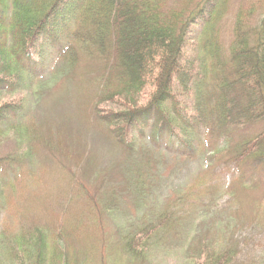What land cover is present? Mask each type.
Returning <instances> with one entry per match:
<instances>
[{"label": "rangeland", "instance_id": "rangeland-1", "mask_svg": "<svg viewBox=\"0 0 264 264\" xmlns=\"http://www.w3.org/2000/svg\"><path fill=\"white\" fill-rule=\"evenodd\" d=\"M164 1L163 14L168 18L154 27L161 35L155 37L149 28L127 29L128 43L134 45L151 36L140 47L146 61L140 69L142 90L133 89L127 95L118 88L119 96L111 98L115 84H121L112 61L82 54L62 57L74 26L69 32H55L56 42H39L32 53L30 76L23 79L13 73L5 79L0 89V109L8 114V119L0 118V264H31L26 246L39 235L37 230L46 235L45 264H59L54 260L57 237L71 264H194L212 246L213 250L232 247L239 255L235 264H264V170L256 168V159L240 164L243 176L235 166L239 147L254 143L264 131V106L258 95L251 102L242 97L241 104L247 110L252 103L254 114L263 120L239 124L227 132L216 123V116H207L213 135H205L203 124H195V118L183 123L175 112L167 115L162 120L165 125L169 121L174 134L195 150L190 158L176 147L169 146L174 151L156 148L151 139L153 122L129 133L122 130L121 144L113 124H108L107 117L128 112L129 103H138L132 109L150 104L156 87L148 79L147 61L158 58L160 47L169 43L162 39L172 26L180 27L183 36L179 42L175 37L179 54L171 70L172 107L189 116L198 113L194 76L204 72L207 95L217 79L209 60L204 70L200 65L198 32L208 22L205 17L214 12L218 21L210 26H216L223 47L230 42L237 21L247 33L252 26L247 49L258 44L251 53L257 62L252 70L260 80L258 88L264 85L257 31L264 22V0ZM198 8L201 15L196 19L191 13ZM190 16V26L185 27ZM209 36L203 37L204 47L212 42L206 44ZM5 69L0 72L2 79L7 76ZM108 85L113 88L106 89ZM155 125L160 127L162 122ZM181 129L188 132L183 131V136ZM126 140H132L133 154L122 147L127 148ZM149 232L156 234L157 241L156 236L153 242L145 237ZM132 234L142 235L137 237L141 244L150 242L151 247L140 246L144 249L141 259L127 253V236Z\"/></svg>", "mask_w": 264, "mask_h": 264}, {"label": "trees", "instance_id": "trees-1", "mask_svg": "<svg viewBox=\"0 0 264 264\" xmlns=\"http://www.w3.org/2000/svg\"><path fill=\"white\" fill-rule=\"evenodd\" d=\"M164 7H167L164 0H0V55L3 57L0 62V72L2 68H6L4 75H7L3 79L0 78V89L7 82L5 79L13 73L20 75L18 78L23 79L24 76L30 73L28 63L31 58H34L32 53L35 54L39 42L43 39L47 42L55 32H61L70 25L76 24L73 43L77 44L73 46L72 43L69 46L70 55L77 57L78 54H82L94 56V58H107L112 61V68L120 72L121 80L119 82L121 84L119 86L115 84V94H112L111 98L119 96L121 91L118 88L124 89L123 91L126 90L127 95L128 93L132 94L130 90H142L140 89L142 85L139 84L142 81L140 69L143 65L145 68L146 64L144 62L146 61L142 57L140 47L145 46L151 36L141 38L138 40V45H134L128 43L127 29L144 31L149 28L151 34L154 33L155 37L161 35L154 27L162 24L161 20L166 16L163 14ZM200 10V8L195 9L191 16L196 14L197 19L201 15ZM169 16L174 15L170 13ZM191 16L188 18L185 27L190 26ZM205 18L208 22L205 25L203 23V27L198 31L201 34L199 49L202 51L201 58H203L200 65L204 70L205 62L209 60L211 74L217 75L212 94L207 95L204 93V72L202 74L197 73L194 76V86L197 89L195 91L197 102L199 101L198 113L189 116L173 109L171 92L173 77L171 70L175 66L176 55L179 54L177 53L179 43L177 44L175 37H179V42V39L181 41L183 36L179 34L180 27L175 26L176 29L173 26L168 28L166 35L163 39H160L163 41L169 39V43L160 47V52L157 54L158 58L147 61V67H150L148 79L153 80L156 87L150 104L144 108L132 109L138 107V103H129V107L132 108H128V112L119 115L110 114L107 117L108 124H113V133L120 144L124 142L122 130L126 129L129 133L136 127H147L148 123L153 122V133L157 137L164 138L167 134H171L176 136V141L184 146L186 150H192L193 148L188 144L189 141L186 140L187 143L180 136L174 134L176 132L168 126L169 121L167 122L168 127L165 125L164 121L167 119V115L174 112L178 114L177 116L183 123L195 118V124L202 123L203 125L207 124L208 115L212 119L216 116V123L223 126L222 128L226 132L231 127L239 124L246 125L257 120H263L261 115L254 114V110L251 109L254 108L252 103L248 104H251L248 106L250 108L243 109L242 104L245 101L241 100L242 97H246L248 98L247 101L251 102L259 96V101L264 106V85H259L258 88L257 83L260 80L254 74L255 70H252L253 65H256L257 62H254V55L251 53L254 52L258 44L255 43L247 49L248 36L250 37L249 29L252 26L247 27V33V30L241 26V22L237 21L232 28L230 42L223 47L219 44L215 33L218 13L214 12L212 16ZM175 19H178V16ZM212 21L215 22L213 27L210 26ZM257 31H259L260 36L259 34L258 36L262 42L261 62L263 63H261V67L264 70V22L259 25ZM207 33L211 37H208L206 44L211 40L212 42L204 47L203 37ZM80 40H83L84 51L80 50ZM150 52L151 50L148 51V53ZM199 70L201 71V68ZM110 88L113 87H109V85L106 87V89ZM15 113L16 111L9 115ZM0 118L3 120L8 119V114L3 109H0ZM160 122H162V126L155 125ZM136 123H139L140 126H137ZM170 123H172V119ZM183 131L187 130L181 129L179 133L182 132L183 135ZM126 141L127 148L125 147L126 144L125 146L123 144L122 147L125 150L127 149L129 155L133 154L132 140ZM250 159H256L258 161L255 164L256 168L264 170V131L255 139L254 143L248 145L245 142L239 147V155L236 157L238 163L236 165L242 169L240 164ZM153 231L156 230L153 229ZM36 233H39V235H34L33 238L28 240V245L26 244V248L29 247L30 249H27V259L31 264H45L47 261L46 235L41 230H37ZM155 236L156 234L152 232L145 234V237H148L151 242H153ZM137 237L135 234H132V237L127 236V253L133 259H141L145 247L150 246L148 239L143 240L141 244L139 243L140 240L137 241ZM138 238H142V235ZM155 240L157 241V236ZM57 242L58 252L56 253H58V256L54 260L59 264H71L67 259L64 244L59 237H57ZM142 245L144 249H140ZM212 247L205 249L201 255H198L199 262L194 264H235L236 258H239L237 251L233 250L232 247L221 246L219 250H213Z\"/></svg>", "mask_w": 264, "mask_h": 264}]
</instances>
